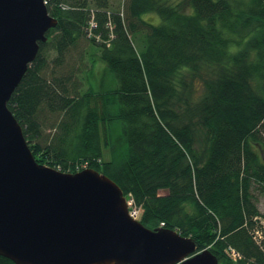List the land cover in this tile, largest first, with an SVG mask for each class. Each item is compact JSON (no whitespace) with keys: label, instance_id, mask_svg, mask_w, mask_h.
<instances>
[{"label":"trees","instance_id":"obj_1","mask_svg":"<svg viewBox=\"0 0 264 264\" xmlns=\"http://www.w3.org/2000/svg\"><path fill=\"white\" fill-rule=\"evenodd\" d=\"M46 1L57 26L8 102L38 162L107 175L220 264H264V0Z\"/></svg>","mask_w":264,"mask_h":264},{"label":"water","instance_id":"obj_2","mask_svg":"<svg viewBox=\"0 0 264 264\" xmlns=\"http://www.w3.org/2000/svg\"><path fill=\"white\" fill-rule=\"evenodd\" d=\"M57 23L46 0H0V255L16 264H220L193 238L133 219L121 187L98 170L38 163L8 102Z\"/></svg>","mask_w":264,"mask_h":264},{"label":"rangeland","instance_id":"obj_3","mask_svg":"<svg viewBox=\"0 0 264 264\" xmlns=\"http://www.w3.org/2000/svg\"><path fill=\"white\" fill-rule=\"evenodd\" d=\"M125 2V0H118V4H123ZM94 23L92 24V27H93ZM88 43L87 41H82L79 45V47H77V50H74L73 53L71 54V57L72 58V65L74 66V72H75V80H78L79 77L80 79L83 78L87 68H90V61L87 59V58H84L83 60L81 59V54L85 53V51H90V49L88 47H86V45L84 43ZM51 55L52 57L55 56V52L52 51L51 52ZM85 65H88V66H85ZM100 67V64H97L96 65V68ZM78 69H82L83 72H77ZM101 75L100 73H97L95 72L94 73V83L96 85L99 86V79H100ZM79 79V80H80ZM82 81H84V79H82ZM86 88V86L84 85L83 86V89ZM51 123H54V122H51ZM51 125V124H50ZM54 125L50 126V128H46L45 130V135H53V133L55 132V128L53 127ZM116 127H118L120 130L118 131V129L116 130V135H119L120 132H121V126L120 124H117ZM104 158L106 160H109L110 159V153H109V148H105L104 149ZM163 193V192H162ZM258 200H259V208L260 210L264 213V192L262 193H258ZM258 235L259 236H262L258 239V243H261L262 242V239H263V236L264 234H261L260 232H258Z\"/></svg>","mask_w":264,"mask_h":264},{"label":"built area","instance_id":"obj_4","mask_svg":"<svg viewBox=\"0 0 264 264\" xmlns=\"http://www.w3.org/2000/svg\"><path fill=\"white\" fill-rule=\"evenodd\" d=\"M127 202H128V206H129V213L131 215V217L135 220H138L140 218V212H141V209L140 207H138L134 201V198L132 196H130L129 198H127ZM258 232H260L261 234H263L261 231H257L256 234H257V241L260 237L262 236H259L258 235ZM230 254L232 255V257H234L235 259L240 257V254L233 250L232 248H230Z\"/></svg>","mask_w":264,"mask_h":264},{"label":"bare ground","instance_id":"obj_5","mask_svg":"<svg viewBox=\"0 0 264 264\" xmlns=\"http://www.w3.org/2000/svg\"><path fill=\"white\" fill-rule=\"evenodd\" d=\"M97 26V23L96 22H94V25H93V27H96ZM27 142V144H29V142H28V140L26 141ZM29 147H30V145H29ZM31 149V148H30ZM33 155H34V153H33ZM36 158V157H35ZM37 160V159H36ZM38 161V160H37ZM38 163H40V162H38ZM40 164H42V165H45V166H49V165H47V164H43V163H40ZM51 167V166H50ZM51 168H54V167H51ZM88 168V166H86V165H83V167L81 168V170H84V169H87ZM54 169H57V168H54ZM58 170V169H57ZM128 203V202H127ZM129 207V206H128ZM138 221H139V219H138Z\"/></svg>","mask_w":264,"mask_h":264}]
</instances>
